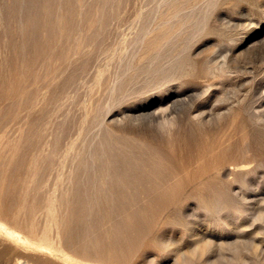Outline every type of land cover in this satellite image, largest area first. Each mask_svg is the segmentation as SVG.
Wrapping results in <instances>:
<instances>
[{
	"label": "rangeland",
	"instance_id": "obj_1",
	"mask_svg": "<svg viewBox=\"0 0 264 264\" xmlns=\"http://www.w3.org/2000/svg\"><path fill=\"white\" fill-rule=\"evenodd\" d=\"M0 222V264H264V0H0Z\"/></svg>",
	"mask_w": 264,
	"mask_h": 264
},
{
	"label": "bare ground",
	"instance_id": "obj_2",
	"mask_svg": "<svg viewBox=\"0 0 264 264\" xmlns=\"http://www.w3.org/2000/svg\"><path fill=\"white\" fill-rule=\"evenodd\" d=\"M11 1V0H10ZM11 13V12H10ZM51 17V16H50ZM40 21V20H39ZM89 23H91V22H89ZM55 24V23H54ZM67 24V23H66ZM61 25V24H60ZM90 26V25H89ZM47 29V28H46ZM21 30V29H20ZM28 35V34H27ZM56 37V36H55ZM29 39V38H28ZM24 43V42H23ZM19 46V45H18ZM149 52V51H148ZM147 53V52H146ZM181 70V69H180ZM180 73V72H179ZM130 80H131V78H130ZM132 80H134V78L132 79ZM126 82V81H125ZM122 84V83H121ZM125 84V83H124ZM122 91V90H121ZM123 92V91H122ZM121 93V92H120ZM175 102V101H174ZM129 149V148H128ZM134 149V148H133ZM124 151V150H123ZM105 152V151H104ZM96 153V152H95ZM98 155V154H97ZM114 156H115V154H114ZM46 161V160H45ZM24 163V162H23ZM146 163V162H145ZM147 163H148V161H147ZM150 164V163H149ZM157 165V164H156ZM240 165V164H239ZM241 165H242V163H241ZM118 167V166H117ZM93 168V167H92ZM105 168V167H104ZM115 168V167H114ZM144 169V168H143ZM94 170V169H93ZM106 171V170H105ZM142 172V171H141ZM107 173V172H106ZM119 173V172H118ZM165 175V174H164ZM116 177V176H115ZM101 178V177H100ZM99 178V179H100ZM136 179V178H135ZM139 179V178H138ZM101 180V179H100ZM99 180V181H100ZM86 182V181H85ZM87 183V182H86ZM90 183V182H89ZM123 183V182H122ZM108 184V183H107ZM126 185V184H125ZM133 187V186H132ZM75 192V191H74ZM83 192V191H82ZM81 192V193H82ZM99 192V191H98ZM77 193V192H76ZM79 197V196H78ZM127 198V197H126ZM80 200V199H79ZM78 201V200H77ZM120 201V200H119ZM119 201H117V202H119ZM123 201H125V200H123ZM82 202H84V201H82ZM120 206V205H119ZM68 207V206H67ZM66 207V208H67ZM76 207H81V206H76ZM79 209H81V208H79ZM84 210V209H83ZM70 213V212H69ZM136 214V213H135ZM134 215V214H133ZM85 216V215H84ZM79 217V216H78ZM81 217V216H80ZM83 217V216H82ZM70 218V217H69ZM74 218V217H73ZM86 218H84V220H85ZM70 220V219H69ZM78 220V219H77ZM80 220V219H79ZM83 220V221H84ZM82 221V222H83ZM85 223H88V222H85ZM77 225V224H76ZM82 228V227H81ZM125 228V227H124ZM0 229H3V230H5L9 235H19L18 233H16V232H14L13 230H11L9 227H8V225H6V224H4V223H2V222H0ZM71 229V228H70ZM75 229H77V228H75ZM84 229V228H83ZM78 230V229H77ZM71 231V230H70ZM72 232V231H71ZM70 234V233H69ZM72 235V234H71ZM75 235L76 236H78L76 233H75ZM21 236V235H20ZM72 236H74V235H72ZM87 236V235H86ZM113 237V236H112ZM22 238V237H21ZM25 238V237H24ZM82 238V237H81ZM73 240V239H72ZM83 240V239H82ZM26 242V241H25ZM68 242V241H67ZM83 242V241H82ZM85 242V241H84ZM77 243V242H76ZM80 251V250H79ZM85 255V254H84Z\"/></svg>",
	"mask_w": 264,
	"mask_h": 264
}]
</instances>
